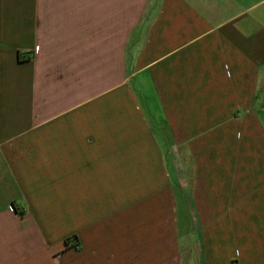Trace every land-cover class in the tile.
<instances>
[{"label": "crops", "instance_id": "0c3cea01", "mask_svg": "<svg viewBox=\"0 0 264 264\" xmlns=\"http://www.w3.org/2000/svg\"><path fill=\"white\" fill-rule=\"evenodd\" d=\"M0 264H264V0H0Z\"/></svg>", "mask_w": 264, "mask_h": 264}, {"label": "rangeland", "instance_id": "374dc122", "mask_svg": "<svg viewBox=\"0 0 264 264\" xmlns=\"http://www.w3.org/2000/svg\"><path fill=\"white\" fill-rule=\"evenodd\" d=\"M177 228H181L182 229V210L180 209V205L177 204Z\"/></svg>", "mask_w": 264, "mask_h": 264}, {"label": "trees", "instance_id": "16d2710c", "mask_svg": "<svg viewBox=\"0 0 264 264\" xmlns=\"http://www.w3.org/2000/svg\"><path fill=\"white\" fill-rule=\"evenodd\" d=\"M18 57H19V54H18ZM74 239H75V236L71 235V236L65 237L64 241L66 244H68L70 240H74ZM74 245H75V243H74Z\"/></svg>", "mask_w": 264, "mask_h": 264}, {"label": "built area", "instance_id": "2783aa9c", "mask_svg": "<svg viewBox=\"0 0 264 264\" xmlns=\"http://www.w3.org/2000/svg\"><path fill=\"white\" fill-rule=\"evenodd\" d=\"M35 47V46H34ZM10 207L12 208L13 206H12V204H10Z\"/></svg>", "mask_w": 264, "mask_h": 264}]
</instances>
